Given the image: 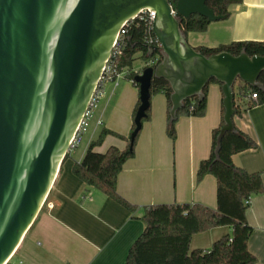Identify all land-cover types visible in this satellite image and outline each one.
Returning a JSON list of instances; mask_svg holds the SVG:
<instances>
[{
    "label": "water",
    "instance_id": "obj_1",
    "mask_svg": "<svg viewBox=\"0 0 264 264\" xmlns=\"http://www.w3.org/2000/svg\"><path fill=\"white\" fill-rule=\"evenodd\" d=\"M208 1L176 0L173 10L167 0H0V264L8 263L40 212L118 33L142 10L154 12L160 61L134 77L140 105L130 140L150 105L152 80L171 89L170 123L185 100H202L214 80L223 106L217 155L223 136L235 132L233 86L263 91L264 56L205 57L189 46L183 19L220 20Z\"/></svg>",
    "mask_w": 264,
    "mask_h": 264
},
{
    "label": "crops",
    "instance_id": "obj_2",
    "mask_svg": "<svg viewBox=\"0 0 264 264\" xmlns=\"http://www.w3.org/2000/svg\"><path fill=\"white\" fill-rule=\"evenodd\" d=\"M229 13L226 20L211 22L203 33H188V45L216 48L264 41V0H242L230 6ZM133 64V71L139 73L143 67ZM138 96L123 74L104 86L92 123L80 145L63 160L40 212L7 264H125L130 246L143 230L139 218L144 208L198 204L216 209V180L206 175L196 182L195 177L199 163L210 154L212 132L221 120L222 92L216 83L207 87L203 117L176 120L174 142L165 132L166 98L150 97L149 120L141 125L134 157L124 163L116 180V193L134 206L133 211L73 176L72 167L81 162L102 129L123 138L130 135ZM233 124L257 147L232 156V163L247 173H260L264 184V103L242 111ZM126 146V141L107 136L95 151L104 153L109 147L121 151ZM245 218L252 229L248 251L256 259L254 264H264V193L250 198ZM229 232L216 228L194 235L190 250H208Z\"/></svg>",
    "mask_w": 264,
    "mask_h": 264
},
{
    "label": "trees",
    "instance_id": "obj_3",
    "mask_svg": "<svg viewBox=\"0 0 264 264\" xmlns=\"http://www.w3.org/2000/svg\"><path fill=\"white\" fill-rule=\"evenodd\" d=\"M175 8L176 0H167ZM242 0H209L206 7L219 21L229 17V7L240 4ZM210 21L198 15H191L182 20L181 30L188 33H203L210 25ZM146 31L142 24H132L126 32L124 46L116 60L115 72L125 71V78L138 90V84L133 80L137 75L132 69L134 56L140 53L145 62L148 57L143 45ZM127 38L131 43L127 42ZM132 44L134 46H132ZM205 57L222 52L233 56L242 51L249 57L264 56V41L261 42H235L221 45L216 48H194ZM141 71V70H140ZM263 91L250 88L241 83L233 86L235 117L264 103V75L258 78ZM221 84L212 80L208 83ZM202 91L203 98L187 99L183 107L177 112L179 117L200 118L205 114L207 87ZM150 97L161 94L166 98L167 122L166 135L174 142V125L176 120L169 122V108L171 89L162 79L152 80L149 88ZM255 94L256 99H250ZM140 105L137 101L132 112V128L130 135L123 138L118 134L102 129L93 142H91L79 164H74L72 174L85 186L100 191L103 195L116 201L122 207L133 211L134 206L128 204L116 193V180L126 161L134 157V147L138 133L131 141L130 136L134 130L133 119ZM150 107L145 111L142 123L149 120ZM223 126V106L220 124L212 132L211 149L207 159L201 161L196 171V182H200L206 175L216 180V209H210L198 204H170L146 207L139 218L143 223V230L130 246L125 264H254L255 257L248 251V240L252 229L246 222L245 213L249 205L245 201L251 197L264 193L260 173H247L232 163V156L244 151L256 149V144L248 136L234 126V133H226L220 143V149L215 154L216 139ZM107 136L116 137L126 141V148L119 151L109 147L104 153L95 151ZM67 156V155H66ZM66 158V157H65ZM64 158V159H65ZM216 228H227L229 234L215 241L208 250H190V242L194 235L208 232Z\"/></svg>",
    "mask_w": 264,
    "mask_h": 264
},
{
    "label": "built area",
    "instance_id": "obj_4",
    "mask_svg": "<svg viewBox=\"0 0 264 264\" xmlns=\"http://www.w3.org/2000/svg\"><path fill=\"white\" fill-rule=\"evenodd\" d=\"M154 16H155L154 12L150 10H142L136 16V18L125 23V25L121 28L120 32L118 33L113 43V46L110 52V57L105 63V66L103 67L101 77L98 81L97 87L95 88L92 94L87 110L84 113L81 121L79 122L76 128V131L69 143L67 154L73 152L80 145L82 141V137L87 132L89 124H90V120L92 119L93 109L95 108L97 102L102 96L104 86L108 83L114 82L122 74L125 75V71H122L121 73L117 74L115 72V67H116V60L119 57L121 50L124 46V39H125L127 29L132 24H135V25L142 24L143 25L146 31V34L143 39L144 49L146 52L152 51V55L148 57V59L144 62V66L139 73H141L142 70L145 68H154L160 61V56H159L160 46L151 32ZM256 98L257 97L255 94L250 95V99L255 100ZM245 205H250V200L245 201Z\"/></svg>",
    "mask_w": 264,
    "mask_h": 264
},
{
    "label": "rangeland",
    "instance_id": "obj_5",
    "mask_svg": "<svg viewBox=\"0 0 264 264\" xmlns=\"http://www.w3.org/2000/svg\"><path fill=\"white\" fill-rule=\"evenodd\" d=\"M142 62H143V60H141L140 53H137V54L134 56V62H133V63H134V64H133L134 67H135V68H137V67H141V68H142V67H143V63H142ZM92 120H93V119L90 120V124L92 123ZM90 124H89V125H90Z\"/></svg>",
    "mask_w": 264,
    "mask_h": 264
}]
</instances>
